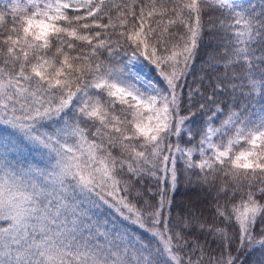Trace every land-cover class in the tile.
Returning a JSON list of instances; mask_svg holds the SVG:
<instances>
[{
  "label": "snow or ice",
  "instance_id": "snow-or-ice-1",
  "mask_svg": "<svg viewBox=\"0 0 264 264\" xmlns=\"http://www.w3.org/2000/svg\"><path fill=\"white\" fill-rule=\"evenodd\" d=\"M257 250L264 0H0V264Z\"/></svg>",
  "mask_w": 264,
  "mask_h": 264
},
{
  "label": "trees",
  "instance_id": "trees-1",
  "mask_svg": "<svg viewBox=\"0 0 264 264\" xmlns=\"http://www.w3.org/2000/svg\"><path fill=\"white\" fill-rule=\"evenodd\" d=\"M246 2V0H245ZM197 67H199V65H197ZM178 199L182 198V194L181 196L177 197ZM261 259V255L259 253V251H255L252 255H250L247 260H248V264H257V262Z\"/></svg>",
  "mask_w": 264,
  "mask_h": 264
}]
</instances>
